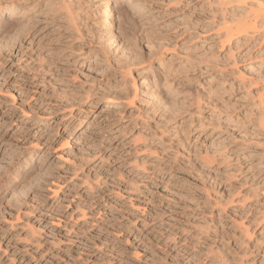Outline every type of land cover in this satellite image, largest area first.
Here are the masks:
<instances>
[{"label":"rangeland","instance_id":"374dc122","mask_svg":"<svg viewBox=\"0 0 264 264\" xmlns=\"http://www.w3.org/2000/svg\"><path fill=\"white\" fill-rule=\"evenodd\" d=\"M106 1L0 0V264H264V0Z\"/></svg>","mask_w":264,"mask_h":264},{"label":"bare ground","instance_id":"6f19581e","mask_svg":"<svg viewBox=\"0 0 264 264\" xmlns=\"http://www.w3.org/2000/svg\"><path fill=\"white\" fill-rule=\"evenodd\" d=\"M206 1H208L209 4L213 3L210 0H206ZM216 1L219 4H221L223 2L225 3L226 1L228 2V3L226 2L227 4H229V2H232V1L240 2L239 0H216ZM221 1H223V2H221ZM106 2H107L106 3L107 4V12H106V14H107L108 19H110V18H112L114 10H113V7H111V5H109V0H107ZM259 2L258 3L256 2V6L255 7H257V10H255L254 12H251L253 10L250 8L251 11H249V12H251L253 14H250V13H247V12L246 13L245 12H243V13H241V12L240 13H238V12L235 13L237 11V7L238 6L235 8L236 10H234V8L231 10V14L232 15L230 14L231 16H229V18L227 19L228 22H227V20H225L226 18H225L224 14H223L224 18L222 16V19L224 20V22L221 25H224V28L223 27L222 28L225 29L224 30L226 32L225 38L227 37L228 41H230L229 39L231 37H233V36L242 35V34L248 36V34L250 35L251 33H255L257 28L264 26V6H263L262 2L261 3H259ZM19 7L15 6L14 9H12L9 12V14H10L9 19H12L14 17L20 16L19 14L21 13V11L23 9H19ZM117 9L118 8H115V10L117 11L118 16L123 19V22H122V30H123V32L126 35H128V36L129 35L130 36L133 35V26H132L131 18L129 16L128 12L126 10L122 9V8H120L118 10ZM232 11H233V13H232ZM70 19H71V21L73 23H75V18L72 16L71 12H70ZM11 23H12V21H11ZM13 23H14V21H13ZM251 35H253V34H251ZM111 38H112V36H111ZM126 63H124L123 66L124 65L127 66L128 63L127 64ZM159 66H156V67H159ZM128 67H130V66H128ZM128 67H126V69H128ZM167 86H169L168 88H171V90H172L173 87H171V85L167 84ZM263 118H260L259 121H262ZM263 122H264V120H263ZM263 122H261V123L264 124ZM260 126H262V125H260Z\"/></svg>","mask_w":264,"mask_h":264}]
</instances>
